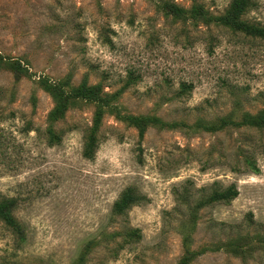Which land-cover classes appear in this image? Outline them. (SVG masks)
Returning a JSON list of instances; mask_svg holds the SVG:
<instances>
[{
    "label": "rangeland",
    "instance_id": "374dc122",
    "mask_svg": "<svg viewBox=\"0 0 264 264\" xmlns=\"http://www.w3.org/2000/svg\"><path fill=\"white\" fill-rule=\"evenodd\" d=\"M232 2L0 0V264H264V37ZM238 22L264 29V0ZM84 83L102 103L54 119L46 87Z\"/></svg>",
    "mask_w": 264,
    "mask_h": 264
},
{
    "label": "trees",
    "instance_id": "16d2710c",
    "mask_svg": "<svg viewBox=\"0 0 264 264\" xmlns=\"http://www.w3.org/2000/svg\"><path fill=\"white\" fill-rule=\"evenodd\" d=\"M254 0H233L231 7L229 9V14L224 19V23L228 25H233L243 31H246L252 35L264 37V29L258 27H248L242 23L238 22V19L242 14L248 9L250 5H252ZM169 10L175 14L176 16H181L184 13L183 9L176 7L175 5H168ZM61 88L60 84L53 87H46L47 90L51 91L56 103L57 107L53 113L54 119L62 117L69 106L72 104L73 100L78 99H86V101L91 103H102L101 98V91L99 87H88L86 83L83 84L77 91H72L70 94L66 95L65 90L56 92L57 89ZM74 104V103H73ZM104 111L101 109L97 114V124H99L102 120ZM245 122L248 125L256 126L259 128L264 127V110L256 115H245ZM125 120H128L131 124L140 127V137L143 138L145 135V127L149 124L157 122V119L145 118V117H135V116H126L124 117ZM52 142H55L53 140ZM96 139L92 137L87 141L85 144V157L93 158L94 155V146H95ZM239 195V191L236 189L235 186H231L225 191H218L214 190L211 201H232L233 199L237 198ZM143 197H140L135 193L133 189L125 190L119 199L115 202L113 206V213L115 215L124 214L128 209L132 206L139 203ZM13 205L14 201H7L0 204V220L5 221L7 224L11 226H16V221L12 215L13 213ZM203 202H201L198 206H202Z\"/></svg>",
    "mask_w": 264,
    "mask_h": 264
}]
</instances>
